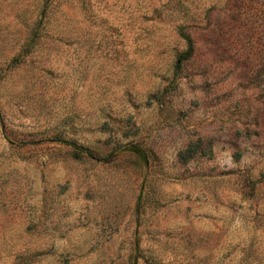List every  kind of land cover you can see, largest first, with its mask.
<instances>
[{
    "label": "rangeland",
    "instance_id": "obj_1",
    "mask_svg": "<svg viewBox=\"0 0 264 264\" xmlns=\"http://www.w3.org/2000/svg\"><path fill=\"white\" fill-rule=\"evenodd\" d=\"M0 264H264V0H0Z\"/></svg>",
    "mask_w": 264,
    "mask_h": 264
},
{
    "label": "trees",
    "instance_id": "obj_2",
    "mask_svg": "<svg viewBox=\"0 0 264 264\" xmlns=\"http://www.w3.org/2000/svg\"><path fill=\"white\" fill-rule=\"evenodd\" d=\"M179 35L185 42V49L176 55L174 68L175 70H179L184 62L189 60L193 54L194 51V43L193 40L190 38V36L183 30V28H179ZM73 152L75 157L80 158L83 157L86 153L87 156L90 155V153L87 151V149L82 148L81 146L72 145Z\"/></svg>",
    "mask_w": 264,
    "mask_h": 264
}]
</instances>
